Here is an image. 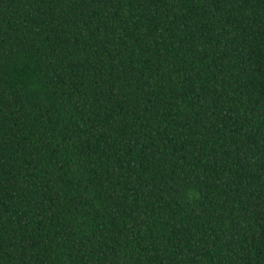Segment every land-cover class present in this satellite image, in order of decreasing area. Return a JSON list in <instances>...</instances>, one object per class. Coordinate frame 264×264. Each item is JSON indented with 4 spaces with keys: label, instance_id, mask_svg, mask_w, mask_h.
<instances>
[{
    "label": "trees",
    "instance_id": "16d2710c",
    "mask_svg": "<svg viewBox=\"0 0 264 264\" xmlns=\"http://www.w3.org/2000/svg\"><path fill=\"white\" fill-rule=\"evenodd\" d=\"M0 264H264V0H0Z\"/></svg>",
    "mask_w": 264,
    "mask_h": 264
}]
</instances>
